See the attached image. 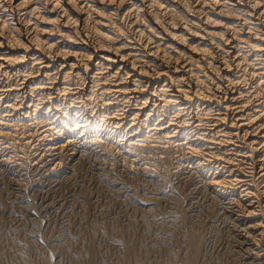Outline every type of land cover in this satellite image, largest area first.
Masks as SVG:
<instances>
[{"label": "bare ground", "instance_id": "obj_1", "mask_svg": "<svg viewBox=\"0 0 264 264\" xmlns=\"http://www.w3.org/2000/svg\"><path fill=\"white\" fill-rule=\"evenodd\" d=\"M90 156L196 178L264 264V0H0L1 165Z\"/></svg>", "mask_w": 264, "mask_h": 264}, {"label": "rangeland", "instance_id": "obj_2", "mask_svg": "<svg viewBox=\"0 0 264 264\" xmlns=\"http://www.w3.org/2000/svg\"><path fill=\"white\" fill-rule=\"evenodd\" d=\"M111 157L47 172L0 163V264H186L194 240V264H247L232 218L196 178L155 183Z\"/></svg>", "mask_w": 264, "mask_h": 264}]
</instances>
